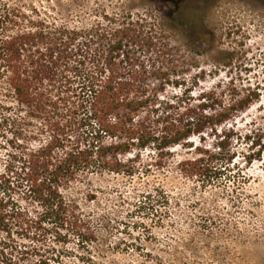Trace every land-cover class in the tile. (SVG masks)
Wrapping results in <instances>:
<instances>
[{
	"label": "trees",
	"instance_id": "trees-1",
	"mask_svg": "<svg viewBox=\"0 0 264 264\" xmlns=\"http://www.w3.org/2000/svg\"><path fill=\"white\" fill-rule=\"evenodd\" d=\"M179 57L153 13H104L89 28H73L33 0H0V231L77 239L89 249L98 225L68 194L74 182L102 172L140 175L145 153L163 169L173 147L217 132L254 101L227 104L216 88L189 81ZM217 146L220 154L229 143ZM218 154L200 151L181 165L212 185ZM55 242L29 255L36 264H64Z\"/></svg>",
	"mask_w": 264,
	"mask_h": 264
},
{
	"label": "rangeland",
	"instance_id": "rangeland-1",
	"mask_svg": "<svg viewBox=\"0 0 264 264\" xmlns=\"http://www.w3.org/2000/svg\"><path fill=\"white\" fill-rule=\"evenodd\" d=\"M33 1L73 28H89L104 13H153L181 50L189 81L216 88L227 104L254 101L217 132L173 147L163 169L145 153L140 175L102 172L74 182L68 194L98 225L89 249L77 239L56 243L0 231V264H36L29 250L54 242L64 264H264V0ZM182 17L193 25L179 24ZM223 138L229 146L218 154ZM204 150L218 154L221 173L207 186L190 176L192 165H181Z\"/></svg>",
	"mask_w": 264,
	"mask_h": 264
}]
</instances>
